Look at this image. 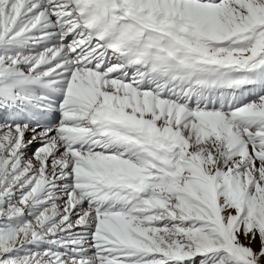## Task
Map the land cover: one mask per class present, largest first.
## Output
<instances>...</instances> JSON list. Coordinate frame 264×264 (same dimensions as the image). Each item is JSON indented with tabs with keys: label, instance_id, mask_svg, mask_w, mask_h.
Instances as JSON below:
<instances>
[{
	"label": "snow or ice",
	"instance_id": "snow-or-ice-1",
	"mask_svg": "<svg viewBox=\"0 0 264 264\" xmlns=\"http://www.w3.org/2000/svg\"><path fill=\"white\" fill-rule=\"evenodd\" d=\"M0 264H264V0H0Z\"/></svg>",
	"mask_w": 264,
	"mask_h": 264
}]
</instances>
